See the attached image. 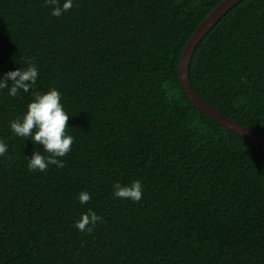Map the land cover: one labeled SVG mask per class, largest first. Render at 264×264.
<instances>
[{
  "label": "trees",
  "instance_id": "16d2710c",
  "mask_svg": "<svg viewBox=\"0 0 264 264\" xmlns=\"http://www.w3.org/2000/svg\"><path fill=\"white\" fill-rule=\"evenodd\" d=\"M221 1L73 0L55 17L44 0H0V75L38 69L28 93L0 89V264H264V147L200 111L178 75ZM188 73L211 105L264 135V0L231 6ZM51 87L73 143L62 168L33 172L26 158L42 146L9 121ZM136 179L139 202L112 195ZM89 209L101 220L77 231Z\"/></svg>",
  "mask_w": 264,
  "mask_h": 264
},
{
  "label": "clouds",
  "instance_id": "9594fccd",
  "mask_svg": "<svg viewBox=\"0 0 264 264\" xmlns=\"http://www.w3.org/2000/svg\"><path fill=\"white\" fill-rule=\"evenodd\" d=\"M51 6V15L60 17L73 6V0H44ZM38 69L35 64L27 62L24 67H17L0 75V89H7V95L15 97L19 92L28 93L37 81ZM32 99L26 104L25 110L15 119L9 121V129L17 137L30 140L33 145L39 144L43 151L34 150L27 157L29 171H45L49 165L57 168L64 166V161L58 159L65 156L71 148L73 137L65 129L69 115L61 103V94L57 88L51 87L47 91L31 92ZM8 145L0 141V157H4ZM46 153L47 155H44ZM143 185L136 179L128 184L116 182L113 184L112 195L122 200L139 202L142 198ZM90 194L81 191L77 194L80 204H85ZM101 217L89 209L82 213L73 227L77 231H91Z\"/></svg>",
  "mask_w": 264,
  "mask_h": 264
},
{
  "label": "water",
  "instance_id": "95a60500",
  "mask_svg": "<svg viewBox=\"0 0 264 264\" xmlns=\"http://www.w3.org/2000/svg\"><path fill=\"white\" fill-rule=\"evenodd\" d=\"M239 0H222L217 4L213 10L201 20V22L194 29L192 35L189 37L186 45L184 46L183 52L179 59L178 64V75L179 81L182 89L184 90L187 97L193 102V104L204 112L206 115L226 127L227 129L233 131L237 135L246 139L247 141L254 142L262 147H264V135L253 130L235 119L227 116L219 109L211 105L207 100H205L195 89L191 80L189 78L188 68L192 52L198 43V41L203 37V35L209 30V28L234 4Z\"/></svg>",
  "mask_w": 264,
  "mask_h": 264
}]
</instances>
